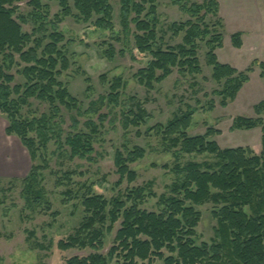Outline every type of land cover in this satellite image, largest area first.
I'll return each instance as SVG.
<instances>
[{
    "label": "trees",
    "instance_id": "16d2710c",
    "mask_svg": "<svg viewBox=\"0 0 264 264\" xmlns=\"http://www.w3.org/2000/svg\"><path fill=\"white\" fill-rule=\"evenodd\" d=\"M158 1L120 0V34L115 33L111 0H0V116H5L9 122L6 134L20 140L33 163L53 140L61 139L62 134L57 133L55 126L58 120L64 123L62 108L82 116L78 100L60 80L71 66L66 53L71 41L61 46L66 37L60 25L66 19L114 33V40L124 45L121 56L130 52L135 61L141 55L152 58L136 75L138 82L148 89L163 82L175 69L184 76L201 75L198 57L201 42H206L213 80L217 84L225 83L219 94L222 107L235 101L250 82V75L254 73L252 67L239 72L218 60L216 51L224 47L221 34L224 23L218 0H171L190 20L172 26L175 37L183 33L185 36L180 46L166 50L157 33ZM23 4L31 9L28 15L22 13ZM53 4H57L60 11L51 18ZM209 17L218 21L210 25ZM31 24L34 25L31 33L25 31L24 27ZM131 37L135 41L133 51ZM232 43L241 49V34L234 35ZM104 55L112 62L117 51L109 45ZM252 66H259L260 77L264 79V63L256 60ZM122 87L121 79L113 81L108 103L119 102ZM32 101L48 105L49 113L40 118L25 116L23 110L30 109ZM256 111L259 116L264 113V102L256 106ZM133 114V121L128 120L126 125L138 128L146 122L147 113L141 107ZM76 116L71 118L75 130L80 127ZM193 117L194 112L182 114L167 126L157 125L148 133L155 132L171 140L182 154L210 156L216 162H188L183 167L176 166L174 171L182 175L183 180L173 186L171 197L159 198L156 212L143 209L149 197L156 198L152 192L147 195L145 187L127 189L123 198L112 201L90 192L83 199L85 218L81 227L74 235L60 241L58 248L63 252L90 250L92 253L85 257L74 256L64 264H264V120L240 117L234 125L233 130L262 129V152L255 155L245 148L221 149L217 142L210 141L215 134L212 129L204 136L191 137ZM99 119L104 122L107 117L101 115ZM91 125L87 123L92 129L91 135L79 131L66 138L65 146L72 160H92L98 127L91 128ZM145 154L138 147L133 151L116 152L115 167L119 176L116 187L137 181V173L131 165L142 160ZM46 168L33 166L25 180L24 195L28 203H46L42 201V191L35 188L39 172ZM208 204L214 205L215 238L211 243L199 245L197 229L202 214L197 209ZM120 222L114 246L105 256L102 251L106 234L112 233ZM36 246L45 248L38 243Z\"/></svg>",
    "mask_w": 264,
    "mask_h": 264
},
{
    "label": "rangeland",
    "instance_id": "374dc122",
    "mask_svg": "<svg viewBox=\"0 0 264 264\" xmlns=\"http://www.w3.org/2000/svg\"><path fill=\"white\" fill-rule=\"evenodd\" d=\"M221 2L225 21L221 31L224 47L216 51L218 60L239 72L251 67L254 72L250 75V83L245 85L235 101H229L226 108L222 107L219 95L225 83L217 84L212 78L213 68L208 64L206 42L199 44L201 75L184 76L179 69H175L163 82L148 89L138 82L136 75L140 69L147 67L152 58L141 55L135 61L130 52L121 56L124 45L114 40V33L93 29L72 18L62 22L60 30L66 42L61 46L71 41L66 49L71 66L60 80L78 100L82 116L61 109L64 123L58 120L55 126L57 133L62 134L61 139L53 140L47 150H42L36 163L16 136L6 135L9 122L5 116H0V264H64L74 256L90 255V250L63 252L58 248L60 241L68 239L81 227L85 218L83 199L90 192L112 201L123 198L127 189L145 187L147 195L152 192L156 198L149 197L143 209L156 212L159 198L164 195L171 197L173 186L183 180L182 175L175 173L176 166L183 167L188 162H216L210 156L182 154L171 140H165L155 132L148 133L157 125L167 126L182 114L194 112L193 125L189 130L191 137L204 136L212 129L215 134L210 141L217 142L221 149L245 148L255 155L261 154V128L250 131L233 129L240 117L264 120V113L259 116L256 111V106L264 102V79L260 77L259 66H252L256 60L264 63V0ZM111 4L117 29L115 33L121 34L120 0H111ZM157 7V33L158 39H163L160 42L162 48L180 46L185 35L175 37L172 26L186 23L190 17L174 6L171 0H159ZM21 9L24 15L31 11L25 4L21 5ZM59 11L58 5L53 4L51 18ZM217 21L214 17L207 19L210 25ZM33 28L32 24L24 27L30 33ZM132 29L135 31V26ZM236 34H241L242 41H245L241 50L232 43ZM130 41L133 51L134 37ZM109 45L117 51L112 62L104 55ZM116 79L123 82L119 102L108 103L111 85ZM17 80L22 81L20 77ZM139 107L147 113L146 122L138 128L126 125L128 120L133 121V113H137ZM23 111L25 116L40 118L48 114L50 108L32 101V107ZM101 115L107 117L104 122L99 119ZM73 116L80 122L76 130L72 128ZM87 123H92L91 128L98 127L94 134L95 153L92 160H72L69 148L65 146L66 138L79 131L91 135L92 129ZM216 131L219 133L216 134ZM137 147L146 152L142 160L131 165L137 173V181L132 185L124 182L121 187H116L119 181L115 167L116 152L133 151ZM35 165L47 167L39 172L35 187L42 191V201H46L41 205L28 203L24 195L25 180ZM197 210L202 214L197 229L198 244L211 243L217 227V221L212 216L214 205L208 204ZM121 223L115 225L112 233L106 234L103 255L107 256L114 246ZM37 243L45 248H38Z\"/></svg>",
    "mask_w": 264,
    "mask_h": 264
},
{
    "label": "crops",
    "instance_id": "0c3cea01",
    "mask_svg": "<svg viewBox=\"0 0 264 264\" xmlns=\"http://www.w3.org/2000/svg\"><path fill=\"white\" fill-rule=\"evenodd\" d=\"M218 2H219V5H220V18L223 20V22H224V24H225V21H224V16H223V14H222V9H223V6H222V2H221V0H218ZM243 42V46H242V48L245 46V41L243 40L242 41ZM241 48V49H242ZM241 49H238V50H241ZM250 83V82H249ZM245 87V86H244ZM244 89V88H243ZM7 135V134H6ZM8 136V135H7ZM9 137H12V136H9Z\"/></svg>",
    "mask_w": 264,
    "mask_h": 264
}]
</instances>
